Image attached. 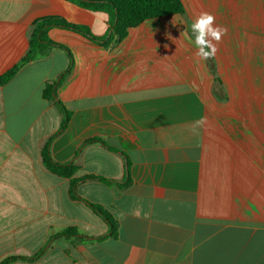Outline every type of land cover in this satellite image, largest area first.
<instances>
[{
	"label": "crops",
	"instance_id": "1",
	"mask_svg": "<svg viewBox=\"0 0 264 264\" xmlns=\"http://www.w3.org/2000/svg\"><path fill=\"white\" fill-rule=\"evenodd\" d=\"M181 2L183 14L146 19L107 45L48 31L74 63L57 90L72 114L52 159L72 162L76 179L115 181L128 160L130 183L76 189L114 217L116 237H59L39 259L9 264H264V0ZM202 11L227 29L207 61L191 31ZM55 16L97 37L110 29L107 12L70 0H0V76L29 52L36 21ZM68 66L52 48L0 86V263L31 257L70 228L89 238L110 230L70 196L71 179L43 163L63 121L43 91ZM92 138L106 146L85 143Z\"/></svg>",
	"mask_w": 264,
	"mask_h": 264
},
{
	"label": "trees",
	"instance_id": "2",
	"mask_svg": "<svg viewBox=\"0 0 264 264\" xmlns=\"http://www.w3.org/2000/svg\"><path fill=\"white\" fill-rule=\"evenodd\" d=\"M81 7L88 8L91 10L105 11L110 16V29L108 33L103 37L94 36L88 27L83 25L72 24L60 17H46L37 20L35 23L34 31L31 36L30 50L22 58V60L15 65L12 69L8 70L0 76V86L8 83L16 73L28 62L45 57L48 55L52 48H60L64 50L69 58L68 68L55 80L52 84H48L43 91V96L47 100L54 101L56 105L60 108L63 113V121L61 128L50 137L44 148L42 150V158L44 165L54 174L71 179L69 193L70 196L75 200H81L85 202L99 217H101L109 226V232L105 236L100 238H89L79 234L74 228L65 230L62 233L52 236L46 246L41 249L38 253L31 257H11L5 259L0 264H9L16 259H26L34 261L39 259L44 255V253L49 249L51 243L59 237H78L81 239H91V240H102L109 237H116L118 233V222L114 217L102 206L94 204L84 198H82L76 191L79 183L88 180H100L107 184H118L121 186H127L130 183V164L126 160V176L123 181H115L110 179H105L98 176H85L83 178L76 179L74 174L76 172V166L72 162L58 163L55 162L50 153V147L53 139L62 133L69 121L72 114L63 102L57 98V90L63 83L67 75L71 72L73 68V56L70 50L60 44L52 41L48 37V31L53 27L70 29L78 32L90 40L107 45L112 43L114 40H122L128 34L130 28L135 27L142 23L144 20L154 17H160L164 15L174 14V13H184V7L181 0H70ZM98 142L106 146V143L101 138H92L87 140L85 143Z\"/></svg>",
	"mask_w": 264,
	"mask_h": 264
},
{
	"label": "clouds",
	"instance_id": "3",
	"mask_svg": "<svg viewBox=\"0 0 264 264\" xmlns=\"http://www.w3.org/2000/svg\"><path fill=\"white\" fill-rule=\"evenodd\" d=\"M215 16L209 12H200L191 23V31L194 37L195 55L201 60L207 61L216 56L218 45L227 34V29L215 23ZM182 34V33H181ZM167 47V45H165ZM207 118L201 117L196 120L191 128L194 134L198 129L205 127Z\"/></svg>",
	"mask_w": 264,
	"mask_h": 264
}]
</instances>
